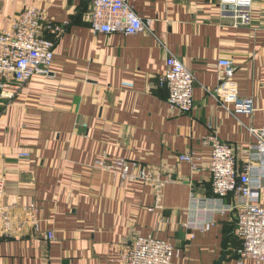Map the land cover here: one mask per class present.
Here are the masks:
<instances>
[{"label": "crops", "instance_id": "1", "mask_svg": "<svg viewBox=\"0 0 264 264\" xmlns=\"http://www.w3.org/2000/svg\"><path fill=\"white\" fill-rule=\"evenodd\" d=\"M126 1L145 24L132 36L94 32L91 0H0V30L30 6L63 26L43 30L54 45L50 74L0 94L1 205L24 221L10 237L0 232V264H120L137 235L169 242L171 264H215L223 254L222 264L236 263L241 240L234 214L220 213L212 196L203 139L234 145L240 168L256 151L249 130L264 116V0H250L248 25L225 0ZM170 55L194 78L185 114L169 109L159 85ZM220 60L234 67L225 83ZM247 101L248 111L239 106ZM102 156L136 162L152 179L121 181L95 166ZM250 202L264 207V180ZM201 222L209 230L195 228Z\"/></svg>", "mask_w": 264, "mask_h": 264}, {"label": "built area", "instance_id": "2", "mask_svg": "<svg viewBox=\"0 0 264 264\" xmlns=\"http://www.w3.org/2000/svg\"><path fill=\"white\" fill-rule=\"evenodd\" d=\"M234 6L238 23L248 25L251 22L250 0H225ZM92 9L88 16L94 32L111 35L132 36L144 30L140 17L129 6L126 0H91ZM43 30L63 32V26L46 22L43 13L36 6L24 8L12 22L8 30H0V94L3 96L6 87L19 89L33 77L50 74L53 62V43L43 37ZM218 66L223 69L224 83L233 76L234 67L229 60H220ZM159 85L168 91L167 104L172 112L188 113L193 109L194 78L191 72L177 58L170 55L166 59V70L159 78ZM241 108L251 109V102L243 103ZM249 133L255 137L254 153L241 168L235 146L220 141L213 133L203 139L210 146V159L207 171L211 176V193L220 203L219 212L234 214L235 235L241 240L235 264H264V207L250 202L253 190H258L264 180V116L260 128H252ZM27 153L21 157H27ZM182 162L196 169L192 155H181ZM95 166L111 172L121 181H151L136 162L125 159H109L102 156ZM162 182L154 183L157 200L160 199ZM4 181L0 178V232L4 237L12 236L22 228L24 221L11 212L10 207H2ZM233 204L223 205L227 199ZM27 220L35 231L39 219L36 206L27 208ZM195 228L209 230V223L195 224ZM44 240H53L52 232L41 235ZM173 246L155 237L135 236L130 245L123 249L119 256L120 264H171Z\"/></svg>", "mask_w": 264, "mask_h": 264}, {"label": "water", "instance_id": "3", "mask_svg": "<svg viewBox=\"0 0 264 264\" xmlns=\"http://www.w3.org/2000/svg\"><path fill=\"white\" fill-rule=\"evenodd\" d=\"M227 237H226V239H225V241H224V245H223V249H224V251H226L227 250ZM224 259H225V254H223L219 259H218V261L215 263V264H222V262L224 261Z\"/></svg>", "mask_w": 264, "mask_h": 264}]
</instances>
